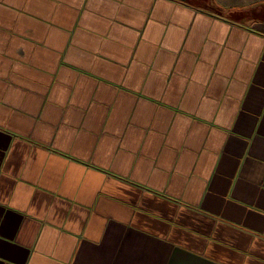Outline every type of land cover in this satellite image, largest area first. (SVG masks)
Segmentation results:
<instances>
[{
	"label": "crops",
	"instance_id": "0c3cea01",
	"mask_svg": "<svg viewBox=\"0 0 264 264\" xmlns=\"http://www.w3.org/2000/svg\"><path fill=\"white\" fill-rule=\"evenodd\" d=\"M0 264H264V0H0Z\"/></svg>",
	"mask_w": 264,
	"mask_h": 264
}]
</instances>
